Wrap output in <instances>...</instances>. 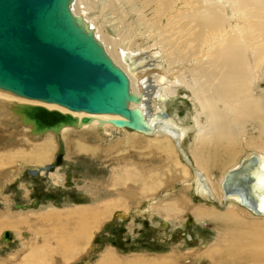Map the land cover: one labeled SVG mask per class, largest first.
<instances>
[{
  "label": "bare ground",
  "instance_id": "1",
  "mask_svg": "<svg viewBox=\"0 0 264 264\" xmlns=\"http://www.w3.org/2000/svg\"><path fill=\"white\" fill-rule=\"evenodd\" d=\"M128 2L130 3V1ZM156 2L158 4L153 9V16L149 20H145V7L144 11L137 10L135 12L141 14L142 21L147 22L151 37L160 39L159 44H155L161 48L158 55L165 57L171 68L169 70L166 68L165 71L161 67L158 70L151 69L147 64L146 54L137 55L140 53L139 50V53L136 54L135 50L130 48L127 50L118 49L116 43L105 34V31L97 27L96 22H93L92 19L87 18L86 14L94 8L95 0H71L69 3L77 23L94 37L114 65L126 74L130 91L138 96V98L128 101L127 105L135 111L140 124L139 128L130 125H115L114 120L125 119L117 113L71 110L54 102L21 96L1 87L0 108L8 114L13 122L26 126L25 129L30 131L31 137L33 136L37 141H41L47 136L57 138L63 134L68 137L70 135L84 137L88 133L93 135L92 137L95 136L98 143L100 142V146H104L114 140L111 133L123 134L130 130L134 131L136 138L141 137L143 140L147 137L151 139L152 137L153 139L154 137L164 138L163 142L168 140L170 146L173 145L174 153L177 151L182 159L186 160V164H184L178 159L179 165L183 166V169L177 173L181 176L185 175L184 179L179 182L184 185L192 184L194 193L197 194L196 197L204 202L217 200L224 205L228 201H233L239 212H245L252 218L254 217L252 214L257 216L253 220L259 228V225H264V90L261 91V94H257V90L259 81L264 76V0H146V6L149 7ZM131 6L134 5L131 4ZM167 75L173 76V82L167 79ZM188 80L192 81V84H188ZM154 83L155 85H153ZM184 88L191 92L200 105V111L196 112L192 124H184L178 118L171 116L166 106L167 101ZM150 98L151 100L157 99L155 100L158 102L155 104V110L149 104ZM28 106H41L47 110L69 114L73 117V121L72 123H62L57 128L39 130L24 113V108ZM158 111L166 112V116L156 118L154 115ZM0 115L3 114L0 113ZM201 117H206V121L203 122ZM249 126L253 133L248 130ZM191 134L200 137L198 152L201 154L202 162L197 158L196 163V157L193 162L184 149L186 139ZM242 138L247 141V145H244L245 149H254L252 152L248 151V155L244 159L251 155H257L258 164L249 167L250 173H253L254 177L251 182H249V177H246L245 187L242 184L244 183L243 179L242 183L234 181L232 184L233 187L240 189L241 193H243V189L251 191L249 196L256 202L259 213H255L248 205L250 203H245L239 193L226 194L224 192L225 179L242 162L239 163L240 165L237 163L232 165V168L224 170L219 183L213 182V179L208 176L209 169L207 164L203 163L209 159L212 164V154L214 160L222 153L224 155L220 159L236 158L238 154L236 145L243 142ZM47 141L49 140L47 139ZM47 141L45 140L37 151L39 161L47 157ZM52 141L56 147L59 141L56 143L53 139ZM214 141L216 148L209 150V145ZM220 146H223L224 150H221ZM81 150L88 152L90 149L81 146ZM16 156L17 152L15 155L8 156V153L0 151V162H11ZM63 156L61 154L60 163H51L53 164L52 169H47V165L34 166V169L38 170V175L28 174L32 178L52 177L55 172L60 171L59 166L63 163ZM13 173L17 172L6 174L9 175L7 180L10 182L14 179ZM138 173L140 174V172ZM175 177L177 178V176ZM111 178L113 180V175H110ZM60 180L61 178H58L55 181L60 182ZM5 182L2 180V188L9 184ZM55 183L53 187L60 185ZM163 195L165 197L159 196V194L157 197L155 194L148 196L146 212L153 211L152 213L158 214L163 209V205L172 200L174 203L162 211L175 216L183 214V211L188 209L189 202L186 199L175 198L176 196L169 190L163 192ZM123 200V198H118L116 203L113 202L116 207L114 209L120 206L122 208ZM158 206L161 207L158 208ZM109 209H111L110 203H104L94 209L91 207L78 208L76 211L45 215L46 217L41 220L42 226L34 231L35 243L29 245L30 254L25 257L24 264H74L80 260V256L84 253L79 250L81 248L78 249V244L82 245L85 240H90L92 230L97 228L104 216L108 214ZM211 211L203 209L197 212V216L202 220H226L233 222L237 227L244 226L243 219L238 218L236 209L227 210L228 212L224 214ZM146 212L137 214L141 213V216H144ZM129 216L130 214L126 212L115 214V218L120 223L128 220ZM46 223L49 225L44 226ZM25 224V220L16 223H1L0 231L13 229L19 225L22 227ZM27 224L29 225V223ZM74 225L79 228L72 233L71 229ZM167 226L166 220H162V228ZM248 228L246 231L234 230L229 233L227 249L224 252H227V255L225 254V258H220V264L260 261L264 258V229L258 231L255 227L253 231V227L248 226ZM3 239L4 243H8L12 239L10 232H5ZM217 251L219 252V249ZM109 262L118 264L117 260L109 254L103 256L95 264Z\"/></svg>",
  "mask_w": 264,
  "mask_h": 264
},
{
  "label": "rangeland",
  "instance_id": "2",
  "mask_svg": "<svg viewBox=\"0 0 264 264\" xmlns=\"http://www.w3.org/2000/svg\"><path fill=\"white\" fill-rule=\"evenodd\" d=\"M128 1L134 6H131ZM157 4L156 2L147 7L146 0H95L94 10H90L86 15L87 18L96 22L97 27L105 31V34L116 43L118 49L130 48L135 50L136 54L140 51L137 55L146 54L147 64L151 69L158 70L161 67L165 71L166 68L168 70L171 68L165 57L158 55L161 48L155 44L160 39L151 37L145 21L152 18L153 9ZM144 7L146 16L142 21L141 14L135 11H144ZM167 79L173 82V76L167 75ZM261 79L257 94H261L264 90V76ZM188 84H192V81L188 80ZM150 100L151 98L149 104L155 110L157 99ZM166 106L168 113L184 124H192L196 112L200 111L199 103L185 88L180 89L175 97L169 99ZM0 113L3 114L0 115V151L8 153V156L15 155L17 152V158L15 157L13 161H5L6 164L3 161L0 162V224L16 223L22 220L26 223L22 227L19 225L13 229L0 231V264H24L25 257L30 254L29 245L35 243L34 231L42 226L41 220L46 217L45 215L76 211L78 208L91 207L94 209L104 203H110L111 209L107 211L108 214L104 216L97 228L92 230L90 240H85L82 245L78 244V249L81 248L79 250L84 253L74 264H95L108 254L112 255L118 264H220V258H225L227 255V252H224L227 249L229 233L234 230L246 231L249 229L248 226L253 227V231L264 229V225H259V228L255 225L253 219L257 216L250 211L253 218L245 212H239L233 201H228L229 203L226 202L224 205L217 200L204 202L196 197L197 194L194 193L192 184H185V187L179 182L184 179L185 175L181 176L177 173L183 169L178 159L184 164L186 160L182 159L176 150L174 153L173 145L170 146L168 140L163 142L164 138L147 137L143 140L141 137L136 138L134 131L130 130L132 133H111L114 140L104 146H100L95 136L92 137L93 135L88 133L84 137L71 135L68 137L63 134L57 138L47 136L37 141L33 136L31 137L30 131L25 129L26 126L13 122L1 108ZM201 119L203 122L206 121V117H201ZM248 130L253 133L250 126ZM88 136L90 137L87 140ZM196 137L191 134L186 139L184 149L193 162L196 157L197 163V158L200 162L203 159H200L201 154L198 152L200 137ZM52 139L55 143L59 141L56 147ZM45 140L48 143L47 157L39 161L37 151ZM242 141L236 145L238 148L236 158L220 159L223 158L224 153H222L214 160L212 154V164L209 159L203 162L207 164L208 176L213 179V182L219 183L224 170L241 163L247 157L248 151L254 150L245 149L247 141L243 138ZM81 146H86L90 150L85 152L81 150ZM220 147L224 150L223 146ZM215 148L216 142L214 141L209 145V150ZM58 154L64 155L63 163L59 166L60 171L55 172L52 177L32 178L28 174V170L36 166L55 163ZM135 170H139L140 174ZM11 171L17 172L13 173L12 182L7 180L9 175H6L12 173ZM110 175H113V180L110 179ZM58 178H61L60 182L55 181ZM2 180L6 181V184L9 183L5 188H2ZM54 183L60 185L53 187ZM168 190L176 196L175 198L186 199L192 207L188 206V209L180 215L174 212L175 217L172 213L162 211L174 203L172 200L165 203L158 214L152 213L153 211L146 212L148 207L146 198L153 194L155 197L158 194L165 197L163 192ZM118 198L124 199L122 208L120 206L114 209L116 208L114 203ZM232 208L238 211L236 212L239 215L238 218L243 219V227H237L233 222L226 220H202L197 216V212L203 209L224 214ZM143 210L148 213H145L146 216L142 215V217L141 213L137 214L144 212ZM161 211L165 213L162 214ZM124 212L130 214L129 219L119 224L115 214ZM162 220H166L168 224L164 229ZM46 225L49 224L46 223L44 226ZM78 228L75 225L72 226L71 232H76ZM5 232H10L12 237L8 243L3 242ZM218 249L219 252H216ZM236 264H264V258L260 261H242Z\"/></svg>",
  "mask_w": 264,
  "mask_h": 264
},
{
  "label": "water",
  "instance_id": "3",
  "mask_svg": "<svg viewBox=\"0 0 264 264\" xmlns=\"http://www.w3.org/2000/svg\"><path fill=\"white\" fill-rule=\"evenodd\" d=\"M71 0H0V87L21 96L63 105L71 110L117 113L125 119L115 125L139 128L136 113L127 105L138 98L130 91L126 74L105 54L94 37L79 25L70 10ZM36 129L57 128L73 117L41 106L24 108ZM156 118L166 116L158 111ZM61 162V154L55 163ZM257 155L244 159L224 181V192L239 193L259 213L246 189L233 182L254 175ZM52 169L53 164L46 166ZM28 173L38 175V170ZM246 175V176H244ZM243 186L246 184L242 183ZM245 187V186H244Z\"/></svg>",
  "mask_w": 264,
  "mask_h": 264
},
{
  "label": "flooded vegetation",
  "instance_id": "4",
  "mask_svg": "<svg viewBox=\"0 0 264 264\" xmlns=\"http://www.w3.org/2000/svg\"><path fill=\"white\" fill-rule=\"evenodd\" d=\"M63 155V154H62ZM119 224H120V222H119Z\"/></svg>",
  "mask_w": 264,
  "mask_h": 264
}]
</instances>
